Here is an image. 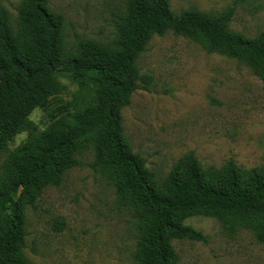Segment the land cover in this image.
<instances>
[{
	"label": "trees",
	"instance_id": "1",
	"mask_svg": "<svg viewBox=\"0 0 264 264\" xmlns=\"http://www.w3.org/2000/svg\"><path fill=\"white\" fill-rule=\"evenodd\" d=\"M171 0H123L124 12L110 44L63 46L64 18L49 0H21L16 26L0 8V264H29L24 256L25 209L47 187H58L76 155L92 146L91 167L113 186L134 218L135 264H179L173 241L205 242L185 226L188 218L217 219L233 235L243 228L264 246V167L242 169L232 160L203 168L193 154L181 158L158 181L125 139L121 111L141 79L136 61L154 36L172 33L206 52L236 60L264 81V36L249 39L228 30L234 9L213 18L197 11L174 17ZM68 75L86 103L57 100ZM56 101V102H55ZM55 102V103H54ZM55 106V108H53ZM49 120L43 130L30 121L35 110ZM22 133L25 141L8 146ZM59 230L62 220L55 222Z\"/></svg>",
	"mask_w": 264,
	"mask_h": 264
},
{
	"label": "rangeland",
	"instance_id": "2",
	"mask_svg": "<svg viewBox=\"0 0 264 264\" xmlns=\"http://www.w3.org/2000/svg\"><path fill=\"white\" fill-rule=\"evenodd\" d=\"M20 1L0 0L13 28ZM49 7L64 18L66 54L86 40L113 42L124 12L123 0H49ZM231 8L229 31L249 39L264 36V0L170 1L174 17L197 11L216 18ZM136 67L138 89L121 111L124 136L158 181L187 154L203 168H219L229 160L242 169L264 167V81L248 67L170 32L150 39ZM58 82L63 91L57 100L88 101L89 93L81 94L68 75L60 74ZM29 119L40 131L49 123L38 109ZM26 138V133L17 135L8 152ZM93 156L92 146L79 151L78 165L66 171L60 185L47 187L25 209L29 264H135V220L111 183L91 167ZM4 160L1 155L0 168ZM59 219L61 230L55 225ZM184 225L205 242L173 241L179 264H264V246L247 229L230 235L217 219L203 216Z\"/></svg>",
	"mask_w": 264,
	"mask_h": 264
}]
</instances>
